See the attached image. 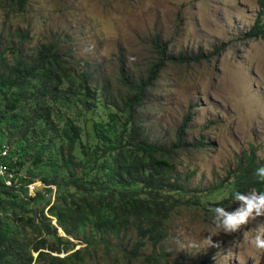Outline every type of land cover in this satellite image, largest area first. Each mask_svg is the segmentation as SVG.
Masks as SVG:
<instances>
[{
  "label": "trees",
  "instance_id": "trees-1",
  "mask_svg": "<svg viewBox=\"0 0 264 264\" xmlns=\"http://www.w3.org/2000/svg\"><path fill=\"white\" fill-rule=\"evenodd\" d=\"M3 2L12 12L26 4ZM256 5L253 23L239 36L243 40H264V0ZM150 40L153 56L144 69L124 72L120 66L123 92L109 93L58 40L27 52L21 43L4 45L0 36V139L9 145V177L0 176V264H94L91 254L98 245L105 254L116 247L124 264L166 263L172 215L222 207L235 192H264V182L255 176L264 162L253 145L214 183L188 184L174 161L186 150L209 146L201 138L186 141L189 111L173 141H150L138 112L159 71L218 50L209 57L174 56L157 34ZM34 181L42 187L30 195L26 185ZM70 239L84 246L73 250Z\"/></svg>",
  "mask_w": 264,
  "mask_h": 264
},
{
  "label": "rangeland",
  "instance_id": "rangeland-1",
  "mask_svg": "<svg viewBox=\"0 0 264 264\" xmlns=\"http://www.w3.org/2000/svg\"><path fill=\"white\" fill-rule=\"evenodd\" d=\"M25 1L22 11L12 12L0 0L4 45L21 43L33 52L41 43L58 40L80 68L91 71L99 84L106 83L109 93L123 92L117 80L120 66L124 72L144 69L153 56L152 35L157 34L174 56L183 52L209 57L218 49L197 62L166 64L146 94L139 123L151 142L167 145L191 107L186 141L201 138L209 143L180 153L174 161L191 187L217 181L249 145L264 162V40L239 38L254 21L256 0ZM70 65L76 69L72 60ZM222 207L231 212L239 202L228 199ZM209 210L205 214L187 208L170 217L164 246L169 256L161 264H264V250L250 242L264 217L238 233L225 234L216 228ZM213 233L218 247L206 244ZM56 234L63 236L61 230ZM70 240L73 250L84 246ZM103 250L98 245L90 263L124 264L116 247L107 254Z\"/></svg>",
  "mask_w": 264,
  "mask_h": 264
},
{
  "label": "clouds",
  "instance_id": "clouds-1",
  "mask_svg": "<svg viewBox=\"0 0 264 264\" xmlns=\"http://www.w3.org/2000/svg\"><path fill=\"white\" fill-rule=\"evenodd\" d=\"M190 110L191 107H189L187 111L190 112ZM0 143L6 144L9 150V145L5 141L0 139ZM244 151H241V153ZM240 155L238 156V158L240 157ZM255 176L259 181L264 182V166H261L256 169ZM35 182L39 181H34L32 183H29V185ZM29 185H26V189L28 194L30 195L33 194L35 186H42L41 183L35 186L33 185L32 191L30 192L28 187ZM233 200L235 202H239V207L236 208L234 211H227L224 207L221 206H217L209 210L212 213L213 223L215 224L216 228L221 230L223 233H238L242 227L248 225L250 222L256 221L259 217H264V192H257L255 190L250 191L248 193L235 192L233 194ZM52 224L55 226L54 221L52 222ZM214 235L215 233L209 234L206 237L207 246H219L218 244H215L213 242L212 237ZM250 242L254 245L256 249L264 250V224L257 226V229L255 230V235L251 238Z\"/></svg>",
  "mask_w": 264,
  "mask_h": 264
},
{
  "label": "built area",
  "instance_id": "built-area-1",
  "mask_svg": "<svg viewBox=\"0 0 264 264\" xmlns=\"http://www.w3.org/2000/svg\"><path fill=\"white\" fill-rule=\"evenodd\" d=\"M7 151H8V146L4 143H0V176L1 177H4V176L9 177V175L6 173V171H7V164H6ZM4 181H5L4 183L6 185H10L12 183V181H10V178H4ZM29 186H31V188H32L33 184H31Z\"/></svg>",
  "mask_w": 264,
  "mask_h": 264
}]
</instances>
